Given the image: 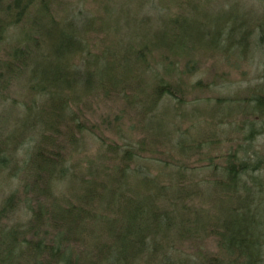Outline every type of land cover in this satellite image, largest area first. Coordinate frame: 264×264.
<instances>
[{"label": "trees", "instance_id": "obj_1", "mask_svg": "<svg viewBox=\"0 0 264 264\" xmlns=\"http://www.w3.org/2000/svg\"><path fill=\"white\" fill-rule=\"evenodd\" d=\"M173 3L0 0V264H264V13Z\"/></svg>", "mask_w": 264, "mask_h": 264}, {"label": "rangeland", "instance_id": "obj_2", "mask_svg": "<svg viewBox=\"0 0 264 264\" xmlns=\"http://www.w3.org/2000/svg\"><path fill=\"white\" fill-rule=\"evenodd\" d=\"M77 1V0H76ZM191 4L197 5L198 8L203 5L207 7V13H210L213 18L217 15L222 16V28H226L225 34L228 38V42L232 40L236 34H233L230 36V29L232 27V24L236 21L238 22V15L240 13H249L250 15H253V18L250 21V24H253L259 20V16L264 13V0H174L173 5L176 8H181L185 14V16H191L193 15V12L191 11L190 7ZM184 5V6H183ZM163 14V13H160ZM172 26V25H171ZM219 28V27H218ZM171 35L175 36V34L180 33L179 30H174L172 27L170 31ZM236 55L237 60L240 61V49H236ZM252 60L249 61H241L238 65V67L232 68L230 66L229 69L225 67H218L217 70L219 74L221 75V79L219 81L218 85L213 86V94L211 95L214 98L217 97H224L223 94L224 90L221 88V85L223 83L229 84L230 94L234 95L236 92L240 94L246 95L247 90H253L259 87L262 83V73H264V55H262L258 51H252L251 52ZM261 61V62H260ZM212 63V62H211ZM207 68V65L204 66ZM204 76L202 75V72H199L195 79H203ZM223 82V83H222ZM264 86V84H262ZM238 94L239 96H241ZM242 104L237 105V107H241ZM233 106H229V109H232ZM228 113V107H227ZM101 122V121H100ZM99 123V122H98ZM237 123V122H236ZM187 126L188 124H184ZM227 126V125H226ZM93 128V127H92ZM99 130L101 131V128L99 127ZM97 134L100 133L97 129L94 130ZM103 133V132H101ZM87 145L86 149L84 148L82 151H71L72 158L77 159H83L84 157L93 158L97 156L101 151V143L100 138L95 137L94 135H88L87 136ZM256 147L261 152V155L264 158V133L260 135L256 141ZM75 159V161H77ZM81 164V163H80ZM202 164H193V167H198ZM156 168V167H155ZM153 168L151 173L154 175L158 173L159 168ZM261 175L264 177V172H261Z\"/></svg>", "mask_w": 264, "mask_h": 264}]
</instances>
